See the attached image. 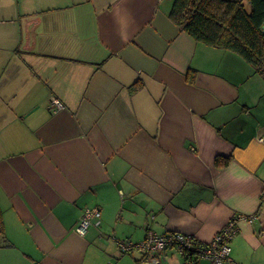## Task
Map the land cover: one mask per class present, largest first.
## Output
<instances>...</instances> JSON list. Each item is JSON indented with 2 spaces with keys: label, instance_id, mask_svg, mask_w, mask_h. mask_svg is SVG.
I'll return each instance as SVG.
<instances>
[{
  "label": "crops",
  "instance_id": "0c3cea01",
  "mask_svg": "<svg viewBox=\"0 0 264 264\" xmlns=\"http://www.w3.org/2000/svg\"><path fill=\"white\" fill-rule=\"evenodd\" d=\"M173 1L0 0L4 264H156L117 239L207 242L237 213L256 218L225 264H264V78L181 29Z\"/></svg>",
  "mask_w": 264,
  "mask_h": 264
},
{
  "label": "trees",
  "instance_id": "16d2710c",
  "mask_svg": "<svg viewBox=\"0 0 264 264\" xmlns=\"http://www.w3.org/2000/svg\"><path fill=\"white\" fill-rule=\"evenodd\" d=\"M247 1L174 0L169 16L198 42L239 53L264 78V0ZM188 80L194 81L192 72ZM0 233H5L1 206Z\"/></svg>",
  "mask_w": 264,
  "mask_h": 264
},
{
  "label": "built area",
  "instance_id": "2783aa9c",
  "mask_svg": "<svg viewBox=\"0 0 264 264\" xmlns=\"http://www.w3.org/2000/svg\"><path fill=\"white\" fill-rule=\"evenodd\" d=\"M51 103L57 109L63 107L62 102L56 96L51 97ZM260 140L264 141V132L260 136ZM255 218L256 215L237 213L207 242L190 233L179 231L158 233L149 228L141 241L117 239V243L122 251H137L145 259H150L156 264H161L166 260L171 250L178 252L184 264H198L199 260L203 258L210 259L214 264H225L226 261L232 260L230 242L239 230V223L241 221L252 223ZM100 224V207H89L83 213L77 225V231L85 234L90 226Z\"/></svg>",
  "mask_w": 264,
  "mask_h": 264
},
{
  "label": "rangeland",
  "instance_id": "374dc122",
  "mask_svg": "<svg viewBox=\"0 0 264 264\" xmlns=\"http://www.w3.org/2000/svg\"><path fill=\"white\" fill-rule=\"evenodd\" d=\"M7 256L2 254V252H0V264H4V259L6 258Z\"/></svg>",
  "mask_w": 264,
  "mask_h": 264
}]
</instances>
